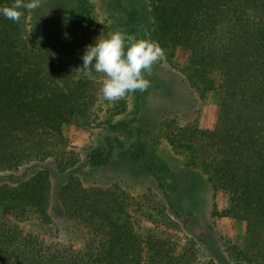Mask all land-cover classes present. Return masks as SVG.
Instances as JSON below:
<instances>
[{
  "label": "trees",
  "instance_id": "trees-1",
  "mask_svg": "<svg viewBox=\"0 0 264 264\" xmlns=\"http://www.w3.org/2000/svg\"><path fill=\"white\" fill-rule=\"evenodd\" d=\"M12 2L0 0V7ZM149 5L153 39L188 69L200 96L215 92L218 102L213 122L167 123V138L208 176L212 215L227 222L225 256L264 264V0ZM26 19L27 10L19 22L0 15V173L37 168L16 186L0 187V205L22 221L34 210L52 230V174L42 163L51 160L62 171L76 164L67 128L89 119L83 107L94 98L100 73L82 67L93 29L84 14L72 17L73 37L54 44L34 42ZM104 161L103 154L92 156L94 167ZM62 196L66 212L87 230L82 247L49 241L2 218L0 264H206L170 218L139 233L115 190L85 187L71 176Z\"/></svg>",
  "mask_w": 264,
  "mask_h": 264
},
{
  "label": "rangeland",
  "instance_id": "rangeland-1",
  "mask_svg": "<svg viewBox=\"0 0 264 264\" xmlns=\"http://www.w3.org/2000/svg\"><path fill=\"white\" fill-rule=\"evenodd\" d=\"M75 14H84L92 21L91 37L86 36L91 43L117 30L156 42L151 33L149 0H38L35 9L27 10L30 38L38 44L72 38ZM187 70L165 53L146 75L149 87L116 102L103 98L105 76L100 73L94 98L83 107L88 109L89 121L85 118L81 125L72 123L67 128L77 154L76 164L62 171L51 160L42 163L52 174L49 210L53 231L34 210H29L22 221L0 205V219L18 222L26 232H38L49 241L82 247L87 230L66 212L62 196L65 183L73 176L85 187L108 188L121 194L131 221L142 235L170 218L182 235L194 242L201 262L239 264L224 254L221 237L227 222L212 215L214 194L208 176L201 168L189 165L188 153L177 151L167 138V123L176 128L205 127L217 116L216 93L200 96ZM97 153L103 154L105 161L94 167L92 156ZM36 168L28 165L13 174L1 172L0 187L16 186Z\"/></svg>",
  "mask_w": 264,
  "mask_h": 264
},
{
  "label": "clouds",
  "instance_id": "clouds-1",
  "mask_svg": "<svg viewBox=\"0 0 264 264\" xmlns=\"http://www.w3.org/2000/svg\"><path fill=\"white\" fill-rule=\"evenodd\" d=\"M37 6L38 0H13L10 5L0 7V15L19 22L24 10ZM164 55L158 43L117 30L98 36L85 47L81 59L85 70L104 74L102 96L106 101L116 102L128 93L145 91L150 85L146 75L151 74L152 66Z\"/></svg>",
  "mask_w": 264,
  "mask_h": 264
}]
</instances>
